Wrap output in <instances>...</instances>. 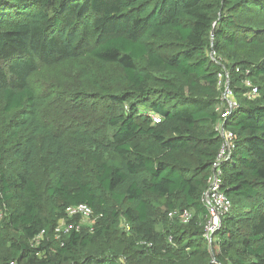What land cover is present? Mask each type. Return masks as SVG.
<instances>
[{"label":"trees","instance_id":"obj_1","mask_svg":"<svg viewBox=\"0 0 264 264\" xmlns=\"http://www.w3.org/2000/svg\"><path fill=\"white\" fill-rule=\"evenodd\" d=\"M63 65L77 86L35 78ZM224 69L238 101L226 118ZM68 90L98 98L104 119L47 120ZM221 121L233 206L209 242ZM81 203L93 230L62 244L59 221ZM186 209L188 223L169 217ZM12 262L264 264V0H0V264Z\"/></svg>","mask_w":264,"mask_h":264},{"label":"built area","instance_id":"obj_2","mask_svg":"<svg viewBox=\"0 0 264 264\" xmlns=\"http://www.w3.org/2000/svg\"><path fill=\"white\" fill-rule=\"evenodd\" d=\"M211 55L214 58L215 53L213 52ZM237 71L240 70L237 69ZM245 75L246 77L243 81L244 84L250 89V95L253 97L257 96L259 93L258 86L255 85L249 77H247L248 71ZM218 77L219 86L222 88L221 101L222 104L226 107L223 116L226 118L238 106V101L235 98L234 92L230 87L229 72L224 69L219 73ZM156 121H158V119H156ZM217 130L219 131L222 137V144L218 155L215 161L213 162L211 173L208 179V188L202 196V202L208 211L204 237L209 242H212L215 232L221 227L222 217L226 213L230 212L233 206L232 200L222 190L223 170L221 165L230 156L231 150L234 146L235 135L233 132L225 129L223 121H221L217 125ZM176 214H179L183 223H188L193 217V213L187 209L181 213H178L177 211H172L169 213V217L173 218ZM92 215H94L93 209L85 203L72 205L67 207L66 209V217H91ZM64 219L65 218H62L61 220ZM60 224L61 223L59 221V224L56 228V233H58L60 230ZM68 231H70V229ZM44 235L45 231H42L38 235V237ZM170 240L172 241V237H170ZM14 263L16 262H12L11 264Z\"/></svg>","mask_w":264,"mask_h":264},{"label":"rangeland","instance_id":"obj_3","mask_svg":"<svg viewBox=\"0 0 264 264\" xmlns=\"http://www.w3.org/2000/svg\"><path fill=\"white\" fill-rule=\"evenodd\" d=\"M69 66L63 65L53 70L42 68L40 71V75H36L35 78L40 81L41 78L45 79L49 78V76H57L58 79L63 78L68 86H77L78 82L76 71L74 68H70ZM89 96L90 95H85L84 97L88 98ZM75 100L76 99L74 96V92L70 90H68V92L66 93L60 94L55 98L53 102L50 103L47 109L43 111L44 117L47 120L54 122L56 125L69 118L77 119L76 117L79 116H86L87 118L91 116L95 123H100V120L104 119L102 118V113L104 114L105 111L103 110V108H101V104H97L99 102L98 98H89L86 101L84 100L83 104H77ZM80 106L82 107L80 108ZM223 108L224 105L220 103L218 109L222 111ZM124 110H127V107L124 108ZM9 161L12 162V159H10ZM176 216L181 220L179 214H176L174 217ZM95 222L96 217L94 215H92L91 217H67L64 220H60V230L58 233H56L55 231V238L62 244H64L65 238L69 236L72 230L81 231L83 227H87L89 231H92ZM69 229L70 231H68ZM44 237L45 236L37 237L36 239L31 241L32 245H40L43 242Z\"/></svg>","mask_w":264,"mask_h":264},{"label":"water","instance_id":"obj_4","mask_svg":"<svg viewBox=\"0 0 264 264\" xmlns=\"http://www.w3.org/2000/svg\"><path fill=\"white\" fill-rule=\"evenodd\" d=\"M213 37H214V34H213Z\"/></svg>","mask_w":264,"mask_h":264}]
</instances>
